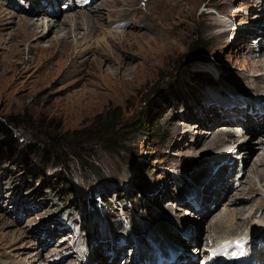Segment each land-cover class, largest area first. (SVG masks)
<instances>
[{
	"label": "rangeland",
	"instance_id": "rangeland-1",
	"mask_svg": "<svg viewBox=\"0 0 264 264\" xmlns=\"http://www.w3.org/2000/svg\"><path fill=\"white\" fill-rule=\"evenodd\" d=\"M93 1L89 3V8L82 7L80 10L88 14V11H94L96 5H103L105 10L101 16L105 15L104 31L89 33L85 41L79 36L78 40L83 44L77 50L76 40L72 44L69 42L70 51L67 52L71 57L67 59L61 58L64 57L61 54L56 55L57 48L54 52L37 49V44L41 49L52 45L55 35L39 43L32 38L20 47L15 45L16 42L10 38L19 33V22L26 16L22 6H19L23 1L0 0V15L7 16L5 22L0 24V116L14 117L18 123H22L21 128L32 131V135L28 133L24 139H19L17 151L0 148V152H3L0 218L7 224L0 227V264H55L49 259L61 258L70 252L73 254L63 264H73L77 262L76 251H83L80 255L82 260L84 249H92L91 254L100 247L99 255L95 253L88 260L97 257L101 264H122L125 261L123 258L132 256L131 252L147 250L149 244H144L145 240L155 245L154 237L152 239L150 235L157 232L159 224L164 223V227L171 228L167 223H192L189 228L192 237H202L200 248L213 232L210 230V220L214 215L201 220V215L208 212L204 210L206 205L201 193L204 212H199L200 215L196 217L191 216V219L187 218L192 210L188 207L189 203L184 211L179 208V203L183 201L181 196L177 200L172 195L181 193L187 181H194L193 185L208 176V170L204 171L207 163L197 166L191 160L210 157V152L216 155L224 149L219 145L227 135L211 149L206 147L211 145L209 140L197 144V140L203 136L201 132H207L206 129L216 122L215 115H222L221 121H232L231 113L228 116L225 112L229 111L216 105L218 98L224 99L220 94L231 93L229 90L247 93L246 89L254 86L252 81L256 78L251 71L254 69L257 76L264 73V64H259L252 54L238 55L242 49L239 44L241 39L248 36L239 39V31L233 41L228 39L230 32L221 38L220 24L226 18L222 13L214 12L213 6L236 15L239 22L245 18L243 28L257 30L258 27L253 26L260 17L255 8L257 0H235L231 4L226 0ZM39 2L48 16L54 14L63 20L69 13L63 9L66 0ZM41 2L45 5H41ZM54 8L59 10L48 13ZM27 9L32 10L28 5ZM8 14H12L11 17ZM96 20L92 25H98ZM79 29L80 34L86 33L85 27ZM121 32L133 36L126 38V41H130L123 48L112 41L113 38L120 40ZM217 34L219 38H216ZM256 41L259 42V38ZM75 50L87 53L83 60L78 59L74 63ZM120 62L123 67L131 69L130 74H121ZM262 66L263 70L259 72ZM205 82L207 85L204 87ZM174 86L178 88L177 93L173 92ZM212 93L217 97L209 106L206 98L209 94L210 100L214 95ZM213 104L216 107H211ZM118 112L122 113V128L119 130L120 139H123L121 150L109 152L98 145L96 154L95 151L92 153L89 145L78 136L82 131H88L92 123L104 120L111 113L117 117ZM143 113L147 114L146 117ZM206 114L207 119L203 121ZM199 120L205 122L206 127L200 128ZM258 123L263 127L264 118ZM224 125L227 124L222 122L219 127ZM230 126L237 125L234 123ZM47 131L59 137L78 138L82 143L81 146H67L64 158V165L66 163L70 170L68 178L73 183L74 195L69 201H64L66 193L62 195L61 190L59 194H53L60 189V180L52 174L60 166L55 168L50 161H54L58 155H45L40 150H34L24 159L30 141L35 139L37 142L44 137L51 141ZM2 136L0 133V139ZM259 138L251 139L258 141L254 145L258 147L256 152H261ZM1 143L2 140L0 146ZM203 148L209 153L202 154ZM77 151L87 153L90 160L94 159L102 178L92 172H89L91 181L84 177L89 174L74 158ZM208 160L211 162L212 159ZM247 162L248 169L254 166L253 159L250 165ZM196 170L195 177L198 179L195 181L191 173ZM228 170V174L232 175L236 168ZM256 174V171L250 173L252 177L245 188L252 197L259 193L261 182L264 184V179ZM255 184H259L258 189ZM261 191V196L257 194L258 198L248 201L251 223L257 218L264 219V187ZM120 192L123 197L119 196ZM93 193H96L95 196ZM103 194L111 200V205L104 203ZM217 194L222 196V191ZM232 194L226 195L224 202L234 198L235 194L240 196L241 192L233 191ZM91 195L93 198L102 196L101 205L96 209L90 206L99 216H96V222L91 221L90 216L87 221H81L80 207L77 212L74 211L75 202L87 200ZM241 196L247 198L243 193ZM188 199L191 200V197L188 196ZM133 205L138 207L137 210L133 209ZM218 208L214 209L217 217L220 216ZM200 222V234L195 233L193 225ZM248 223L249 219L245 221L246 225ZM120 231V236L115 234ZM16 234L15 240H11ZM19 235L22 237L19 238ZM140 236L144 241L136 242L135 238L140 239ZM121 237L127 239L125 244L130 240L131 244L118 249ZM105 238L108 244H104ZM191 249L194 252L198 250L194 244H191ZM196 255L199 256L198 252ZM114 258H117L116 261Z\"/></svg>",
	"mask_w": 264,
	"mask_h": 264
},
{
	"label": "bare ground",
	"instance_id": "bare-ground-1",
	"mask_svg": "<svg viewBox=\"0 0 264 264\" xmlns=\"http://www.w3.org/2000/svg\"><path fill=\"white\" fill-rule=\"evenodd\" d=\"M22 1L23 2L19 6H22V12H24L23 14L26 15V16H24V15L23 16L26 18L21 16L23 19H21V21H20L21 23L19 22V25H20L19 26V29H20L19 33H16L14 36H12L10 38L11 41L16 42V44L15 43L14 44L17 45L18 47H20L21 45H24L25 42L28 43L30 40H32V38H35L36 39L35 42L39 43L41 40H46L48 37L55 35L56 38H55L52 45L50 44L49 46H46V48L43 47V49H41L39 47V44H37V49H40L43 52H49V51L52 52L53 50H55L57 48L56 55L61 54L60 56H64L61 58L66 57L67 59H69L71 57V55L67 52L69 50V48H68L69 42L72 44L76 40V48L75 49L77 50L78 47L81 44H83V43H80V41L78 40L79 36H81L80 38L82 41H85L88 38L89 33L91 34V33H95V32L98 33L99 31H104L105 15L101 16V14L105 10L103 5H101V6H100V4L96 5L97 7L94 9V11H88V14H83L86 12H83L82 11L83 9L80 10V8H82V7L75 5L73 7L65 9L64 11H67L66 13L69 12L68 13L69 15L67 14V16H64L63 20L62 19L59 20L60 18L57 15L54 16V14H53L51 16H48L46 11L44 10V7L39 5V3H40L39 0H22ZM92 1L93 0H91V2ZM94 1L98 2L99 0H94ZM226 1L231 4V3H234L235 0H226ZM261 2L264 3V0H257V4L255 5V8L258 9V12L260 13V17H259V20L257 21V23L253 26L258 27V29L257 30H255V29L251 30L250 28H243V29L240 28L241 34L238 35L239 39L244 37V35L248 36V37L241 39V42L239 44L242 45L241 46L242 49L240 50L241 52L239 54L238 53L237 54L238 55L244 54V53L252 54L254 56V58H256L258 60V63L263 65L264 64V4H262ZM111 3H113V2H111ZM27 5L30 6V8H32V10L31 9L28 10ZM41 5H45V4L41 3ZM76 9H77V11H76ZM58 10H59V8H54V9L48 10L51 12H48V11L47 12L52 13V11H58ZM68 10H75V11H68ZM20 11H21V9H20ZM4 13H6V12H4ZM96 14H97V17H95ZM230 14H232V13H230ZM10 15H12V14H8V16H10ZM232 15H234V14H232ZM5 17H7V16H5ZM5 17L0 15V24L2 21L5 22ZM95 19H97L96 22L98 24L96 26L92 25V22H94ZM220 25L222 27V30L220 31L219 35H222L221 38L223 39L226 35H228L230 28L226 27L225 26L226 24L223 25L221 23ZM81 27L82 28L85 27V30H86V33L84 32L83 35L79 33V31H80L79 28H81ZM237 29L239 30V28H237ZM253 34H255V35L253 38H251ZM128 36H130L131 38L133 37L131 35V33L121 32V34L119 36L120 40H117V38H113L112 41L115 43L118 42L117 44L119 46H122V48H123L126 46V42L129 40L128 39L126 41V38ZM217 37L219 38L218 34L216 35V38ZM257 38H259V42L256 41ZM35 39H33V40H35ZM248 42H251V43H248ZM250 44H252V45L250 46ZM76 50H75V54H74V55H76V58L74 57V60H73L74 63L77 62L78 59L83 60L85 57V54L87 53V51L78 52ZM53 56H55V55H53ZM118 65H119L120 71L123 70L121 72V74L122 73L126 74V75L130 74L131 69H128V67H126V66L123 67L122 62H120ZM262 70H263V66H262V68H260L259 72H261ZM103 72H105V70ZM251 75L256 77L254 79V81H252V84L254 86L251 89H256V90H258V92H261L264 95V73L260 74V76H257V74L254 73V69H253V71H251ZM113 76H117V75L114 74ZM224 83L226 85L227 82L225 81ZM229 92H231V93L227 92V93H221L220 94V97H222V98L224 97V99H222V100H219V98L217 99V101H218L217 103H220L219 105L222 106L223 110L229 111V112H225V114H227L228 116L230 115V110H231L230 107L231 106H226L224 104H226L230 101L240 100L241 99V97L239 96L240 94H243L246 97V99L251 100V98L249 97V95L246 92L245 93L233 92L230 90H229ZM212 94H214V95H212L210 97V100L215 101V99L217 97L215 95H217V94H215V93H212ZM208 95H207V98H208ZM258 102H259L260 106L264 109V98L259 99ZM208 105L210 106L211 103H208ZM216 105L218 108H220V106L218 104H216ZM211 107H216V106L213 104ZM254 108L255 109L250 114L247 113L246 120H244V121L240 117H237L236 119L231 118L232 121H227V122L221 121L220 117H222V115L221 116H220V114L215 115L214 118H215L216 122H214L210 128L206 129L207 132L202 131L201 133L203 134V136H201L197 140V144H203L209 140V143L211 145H208L206 147L211 149L212 146H215L221 140V138L226 134V135H231V136H235V137L237 136V140L240 141L239 145L241 147L239 150H237L238 154H240V155L236 156L235 160H233V161H231V158L227 157V155H229V151L225 150L226 152H224L223 151L224 149L222 150V152H220L216 155H214V152H210L211 153L210 157H200L199 160H191V162H195L194 164H196L197 166L201 163H204V162L208 164L207 167L209 166L208 168L205 167L206 169L203 168V169H205L204 171L208 170V172L206 174V176L207 175L208 176L206 178H204L203 181L196 182V183L200 184L199 186L191 187L193 189V190H191V192L195 191L197 194H200V193L202 194V196L204 197V204L206 205V208L204 210H208L207 213H205L204 215H201V220L203 219V221H204L208 217L214 215L210 220V223H211L210 224V227H211L210 230H213V232H211L209 236L213 237L217 233L218 234L223 233V236L220 240L213 241L212 244H208V246H209L208 248L210 250H212V251L208 250L209 257H212L216 250H218L220 252H224V250H226L225 249V241L228 240L232 235H235L238 233H243V231H246V229L248 227H250V228L252 227V231L255 230V233H259V234L264 233V223H262V222H264V219L258 220V218H257L254 223L250 222L251 221V217H250L251 214L249 215L250 202H248V201H251L252 198H258L257 194L260 195V193L262 192L261 189L264 187V184L262 185V182H261V184H260L261 188L260 189H258L259 184L258 185L255 184L259 193H257L254 197H252V195L248 193V191H247L248 189L247 190L245 189L248 180L252 177V176H250V173L254 174L256 171L257 172L256 176L260 177V179H264V172H260V171H264V126L261 127L260 124L258 123V121H261L262 118H264V117H262V116H264V111L261 112L260 110L256 109V107H254ZM232 109H236V108H232ZM227 115H225L226 116L225 119H227ZM205 116L206 117H204V120L202 119L203 121H205L207 119V114ZM251 119H258V120H256L257 122H254V121H251ZM202 120H199L200 122L198 123L199 125H201L200 128H202V126L203 127L205 126V122H203ZM222 122L227 124V125H232V124L234 125V123H235V125H237V126H234L232 128H235V127L240 128V126H243L242 131L240 133L236 134V131L233 130L231 128V126L229 127L227 125H224L222 127H219L220 123H222ZM230 129H232V130H230ZM256 136L257 137L260 136V138L257 140H260V142H259L260 145H258V146H260L259 150H261V152L260 151L256 152V148H258V147H254V145L258 144V143H256L258 141L255 142V140L254 141L251 140L253 137H256ZM205 151H206V148H203L202 154L209 153V152H205ZM254 151H255V153H254ZM197 152H199V151H197ZM213 155L216 158H213L214 157ZM237 157H239V158H237ZM240 157H243V159L245 160L243 165H240V162H239ZM208 159H212L211 162H208L209 161ZM221 159H223V160H221ZM252 159H253L252 163L254 166L249 167V169H248V164H247L248 162L247 161H249V165H250V161ZM211 164H215V166L217 164L216 168L215 167L212 168V172L210 171ZM230 165L234 166L233 168L236 167V171H234L232 175L228 174V168L225 171H222L223 168H225L226 166L228 167ZM200 170H202V169H200ZM196 173H197V170L192 171V173H191L194 176L195 181L198 179L195 177ZM254 182L256 183V181H254ZM213 184H217V185L213 186ZM244 190H245V192H244ZM221 191H222V196L225 195V196H223V199H222V196H220V194H217V193H220ZM233 191L241 192V194L243 193V196H246L247 198L242 197L241 194H240V196H239V194H235L234 198L228 200L227 202H224L226 195L228 196V194L231 193V196H232ZM215 194H217V195H215ZM172 196L174 197V199H177V200L181 196V199H183V201H181L179 203L180 204L179 208H182V210L185 211V209H187L186 205L189 203L186 196H184L182 194V192L181 193L178 192L177 196H176V194H174ZM201 204H203V202ZM202 208H203V206L200 207L199 209H198V207H194L190 211L188 209V211L190 212V215H188L187 218L191 219V216L192 217L199 216L200 215L199 212L200 213L204 212V210H202ZM217 208L220 209L218 211L220 213L219 217H217V215H216L217 213H215L216 210L214 211V209H217ZM252 209L253 208H251V210ZM213 213H215V214H213ZM239 219L241 221H239ZM248 219H249V223L246 225L245 221H247ZM235 223L237 224L236 226H235ZM163 224H159V229L153 235L154 239L156 240V243L158 245L148 253L149 255L147 254L148 255L147 256L148 264H151V261H152L151 257L153 255H156L157 252H160V254H163L166 250H170V254H172L175 251L173 249L175 244H176V249L182 250V252L180 253V255L178 257L179 258L188 257L187 255L190 256L189 253H192V252L189 249L187 250V248L185 246L190 244V243H195L194 245L198 246V244L202 240V237H198L196 235H194L192 237V232H191L190 237L182 239L180 233L182 232V230L189 229L190 226H192V223H190L189 225L188 224L181 225V224H177V223H175L176 225H173L171 223H167V225L171 226V228L170 227L169 228L164 227ZM5 225H7V224L4 221V219L0 218V227L5 226ZM201 225H202V222H200L197 225L195 224V226L193 225V227H194L193 230H195V233L198 232L200 234V229L198 227ZM250 225H252V226H250ZM119 233L120 232H116L115 234L119 235ZM16 236H17V234L13 235L11 237V240H15ZM18 237L21 238L22 236L19 235ZM90 238L94 239V236H91ZM199 240H200V242H198ZM145 243H146V240H145L144 244ZM37 245H40V243H38ZM128 245H129V243H126V244L123 243L121 246L118 245L117 248L118 249L125 248ZM95 247H97V246L95 245ZM189 248H191V247L189 246ZM99 250L100 249H97L96 252H94V253L91 252V254L89 253L90 257H94L95 253L97 255H99V253H100ZM252 253H253V257H256L257 259H262L264 257V250H260L258 254L254 253V252H252ZM198 255H199L198 257H200V255H202L201 250H199ZM116 259L117 258H114V261H116ZM159 259L163 261L162 257H159ZM93 260H95L96 262L94 263ZM88 261H91V262H88ZM88 261L85 264H99V263L101 264V261H99L97 259V257L91 258ZM184 264H211V263H210V261L207 262V260H206V262L201 263L200 261H193L191 259V261H188L187 263H184Z\"/></svg>",
	"mask_w": 264,
	"mask_h": 264
},
{
	"label": "trees",
	"instance_id": "trees-1",
	"mask_svg": "<svg viewBox=\"0 0 264 264\" xmlns=\"http://www.w3.org/2000/svg\"><path fill=\"white\" fill-rule=\"evenodd\" d=\"M174 93L178 92V88L174 86L173 89ZM122 113L118 112L117 117H115V113H111L110 116L106 117L104 120H100L98 122L92 123L90 127L88 128V131H82L80 136L78 138L82 139L84 143H86L88 148L92 150V153L95 151L94 154H96L97 146L102 145L108 150L109 152H119L121 150L122 146V140L120 139V133L119 130L122 128L121 127V121H122ZM144 114V113H143ZM147 115V114H146ZM144 114V116L146 117ZM22 123H18L17 120L14 117H2L0 116V133L3 135L2 136V145L0 146L1 149H7V150H12V151H17V143H19V139L23 137V139L29 134L32 135V131H27L26 129L21 128ZM22 132H24V135H21ZM48 134V139L51 141H47L45 137L36 142L35 139L34 141H30V144L28 146L29 150L25 153L26 156L25 158H28L34 150H40L42 153H45V155H58V157H54V161H50L54 164L53 167H57L52 174L55 175L57 178L60 180V189L56 190V193L53 194H59L60 190L62 195L66 193V196H63L64 201H69L72 198V195H74L73 192V183L70 178V170L69 167H67L66 163L64 165V158L66 154V150L68 149L67 146H81V141L76 138L73 140V138H66L65 136L60 137L58 135H53L51 131L46 132ZM34 134V133H33ZM58 136V137H57ZM4 138V140H3ZM75 138V137H74ZM53 139V140H52ZM3 152H0V166L3 165L1 155ZM28 156V157H27ZM76 160H78L81 165L83 166V169L85 173L89 174L84 176L86 179L91 181L92 175H90L89 172H92L96 174L99 178H102L101 174L102 172H99L98 165L96 162L93 160H90L88 158L87 153H82L77 151L76 152ZM73 160V159H71ZM62 163L61 165H58ZM96 165H95V164ZM26 176H29L28 173H26ZM107 200L108 198L105 197ZM95 202V199H93ZM75 204H79V201L77 200ZM86 211V210H85Z\"/></svg>",
	"mask_w": 264,
	"mask_h": 264
},
{
	"label": "snow or ice",
	"instance_id": "snow-or-ice-1",
	"mask_svg": "<svg viewBox=\"0 0 264 264\" xmlns=\"http://www.w3.org/2000/svg\"><path fill=\"white\" fill-rule=\"evenodd\" d=\"M236 246H237V247H240V245H239V244H237Z\"/></svg>",
	"mask_w": 264,
	"mask_h": 264
}]
</instances>
